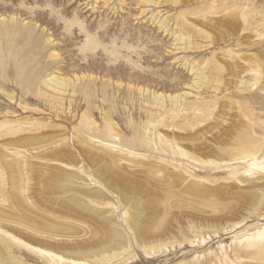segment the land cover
I'll use <instances>...</instances> for the list:
<instances>
[{"label":"rangeland","instance_id":"1","mask_svg":"<svg viewBox=\"0 0 264 264\" xmlns=\"http://www.w3.org/2000/svg\"><path fill=\"white\" fill-rule=\"evenodd\" d=\"M171 121L183 122L182 128L170 127ZM238 122L255 140L249 161L239 157L245 150L234 138ZM172 132L187 135L191 144L185 139L178 145ZM60 138L90 187L99 183L80 140L153 162L158 175L166 165L205 187L232 188L213 205L173 196V236L142 248L125 222L126 204L102 186L108 199L92 203L109 210L127 237L120 255L111 252L105 264H264V186H249L264 176V0H0L3 187L12 180L7 162L17 163L23 174L19 193L27 198L34 184L30 156L42 148L63 149ZM212 144L217 151L227 147L225 154L219 149L226 159L198 154ZM246 193L253 199L242 202L238 195ZM3 199L0 210L10 205ZM41 213L20 207L0 214L1 228L8 231L20 221L64 232L73 223ZM3 230L0 244L11 264H51Z\"/></svg>","mask_w":264,"mask_h":264},{"label":"bare ground","instance_id":"2","mask_svg":"<svg viewBox=\"0 0 264 264\" xmlns=\"http://www.w3.org/2000/svg\"><path fill=\"white\" fill-rule=\"evenodd\" d=\"M233 119L234 118H232V120ZM236 120L237 119H234V121ZM182 123L183 122H181V125ZM168 125H170V127H176L178 128V130L179 128H182L181 125L175 124L173 123V121H171V123ZM230 128H232V126L229 127V129ZM235 129H234L235 132L233 133H235L236 137L234 138L235 140H237V144L239 148L242 151L245 150L244 151L245 155L244 156L242 155L239 157L241 159H245L249 161L251 160V157L254 153L252 154L248 153L247 150L249 148V145L253 143L255 140L254 138H250V134L247 128L242 123L241 124H239V122L238 124L236 123ZM204 132H205L204 134L207 135L206 131ZM198 133L197 135H201L200 134L201 132H198ZM172 135L174 136L175 141L178 145H179V141L183 140L184 142L185 139H187L188 141L187 135L186 137L180 136L181 134L179 136H175L173 132H172ZM204 137H201V138H204ZM195 138L196 137H194V139ZM201 138L200 140H202ZM60 139L61 140L59 142V146L64 147L63 149L57 148V149H52L48 152L46 151L45 153H43L44 151L43 148L42 149L40 148L42 150L41 154L39 155L35 154L36 153L35 151H37L35 150L34 154L37 156H34V155L30 156V159L33 157H36V159L38 160L41 159L40 161L45 159V161H48V162L50 161L56 162V165H52L51 163H48V162L45 163V161L44 163L43 162H33L29 159L28 164H29L30 172H31V180H33V183H34L32 186H30V190L28 193L29 198L25 197L24 199V197L21 196L19 193V189H20L19 183L21 180H23V174L21 171H19L20 166L17 163L11 164V162H7L9 164L10 176L12 177V180L9 183L8 188L3 187L5 184L3 183V180L0 179V194H1L0 196H2L4 199L6 198L8 202H10L8 209L0 210V214L13 213L15 211H18L20 207H23V208H26L28 212L32 214L34 211L38 213L42 212L41 214L52 215V218L57 217L60 219L70 220L73 222L69 224L65 221L67 223L66 224L67 226H65L66 229L65 228L64 229L66 231L63 230L64 232L55 231L54 228L50 230V227H49L50 231L47 230L48 228L40 229V227H36L32 225V223L20 222V221L19 222L15 221L16 226L11 227V229L8 228V231H7V229L3 230L1 228L2 225L0 224L1 230L8 232V234L13 236L14 238H19L23 240L24 243L27 244V246L31 245L32 248L33 249L35 248L37 252L44 254L47 260L49 261V263L51 264H54V263L55 264L56 263H59V264L102 263L103 264L105 261V258L111 252L118 255L119 253H121V251L126 246L127 244L126 234L117 225L118 220L114 218L115 216L110 217L111 215H109L110 214V212H108L109 210H102L98 206H95L92 203V200L105 199L109 196L105 192L102 186L109 188L114 194L119 196L121 200L126 204L129 214H125V218H124L125 222L128 226V229L133 234L136 242L142 248L149 247V246H152V247L157 246L162 242V239L163 241L165 240L166 237L163 238V236L171 235L170 233L172 231L170 232L171 229H169L168 224L170 223L169 221L171 217L170 212L172 211L171 203L173 200H175V199H172L170 203V200L173 196H176V195L189 196L199 201H202V203L204 204L213 205L217 202L220 195L222 197V193L228 194L229 190L230 189L232 190V188L214 189V188L205 187L197 182H194V181L192 182L190 177L186 176L184 172H182L181 170H174V169L172 170L166 165L161 167V169H163L164 175L163 176L158 175L154 171V169H158L160 167L156 166L153 162L147 163V162H141L138 160L136 161L130 157L128 158L124 156L121 153L110 152L109 150L107 151V149H103L99 147L94 148L93 145L90 143L89 144L91 146L88 144L87 146H85L86 142L83 140H80L79 138L78 141L79 140L81 141L80 143L82 144V147L81 148L78 147V148H80L79 150H81V154L87 160L86 164L89 163L91 167L90 172L93 174V177L99 183L97 184V186L94 185L95 187L93 186L90 187L91 181L88 180V178L84 176L83 174L77 172L76 169L75 170L73 169V167L75 166L74 163H76V160L78 159H76V155L68 147L66 139H63V140L62 138ZM217 139H218L217 140L218 142L219 138ZM223 139L225 138L223 137ZM198 140L199 139H197V141ZM213 141L214 139L212 140V142ZM11 143L12 142H4L3 146L10 145ZM232 146H233V142H232ZM36 148H39V147H36ZM45 148L47 149V147ZM239 148L237 149L239 150ZM219 149L223 150V153H224L225 149L227 150V147L224 149L222 148H219ZM219 149L218 151L215 150L214 145H213L212 148L209 147L207 150L200 149L201 152H199L198 154L202 153V154H206L207 157L212 156V157L220 159V157L222 156L224 157L225 153L224 154L221 153ZM232 150L233 148L230 151ZM182 152L183 154H185L184 149H182ZM227 155H230V154L227 153L226 156ZM239 157L237 158L239 159ZM123 162H128V163H123ZM141 165L145 166V168L141 167L139 169H136L134 167V166L137 167ZM0 174H1V171H0ZM251 182L252 183H250L251 185L249 186L251 187L259 186L260 188L261 186H264V176H262L261 181L257 183L253 181ZM176 186L183 187V188H181L182 190L180 189V191L177 193L175 192L177 191V189L174 191V187ZM250 195L251 194L247 195L246 193V195H241V196L238 195V198L240 200H243L242 202H244V200L246 202V200L249 199ZM252 197L253 196H251V198ZM29 199H31L32 201L27 202V200ZM254 199H255V196H254ZM251 202L253 201L251 200ZM173 204H174V201H173ZM237 205L239 206V204ZM173 210H176V208ZM215 210L214 212H216ZM52 224H53V221H52ZM52 227H54V225ZM167 238H170V237H167ZM110 259L107 257L106 262L107 260L110 261ZM11 263L12 262L8 258V254H7V250L5 246L3 244H0V264H11Z\"/></svg>","mask_w":264,"mask_h":264}]
</instances>
